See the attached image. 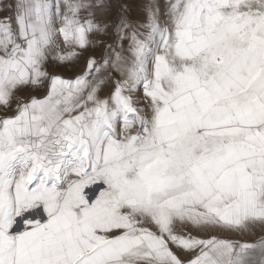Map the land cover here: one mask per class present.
<instances>
[{"label":"snow or ice","instance_id":"snow-or-ice-1","mask_svg":"<svg viewBox=\"0 0 264 264\" xmlns=\"http://www.w3.org/2000/svg\"><path fill=\"white\" fill-rule=\"evenodd\" d=\"M0 264H264V0H0Z\"/></svg>","mask_w":264,"mask_h":264},{"label":"rangeland","instance_id":"rangeland-1","mask_svg":"<svg viewBox=\"0 0 264 264\" xmlns=\"http://www.w3.org/2000/svg\"><path fill=\"white\" fill-rule=\"evenodd\" d=\"M112 2L116 5L119 4V0H112ZM126 3L134 4V3H140L142 0H125Z\"/></svg>","mask_w":264,"mask_h":264}]
</instances>
